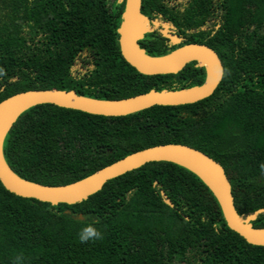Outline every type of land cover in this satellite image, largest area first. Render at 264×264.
Here are the masks:
<instances>
[{
	"label": "trees",
	"instance_id": "1",
	"mask_svg": "<svg viewBox=\"0 0 264 264\" xmlns=\"http://www.w3.org/2000/svg\"><path fill=\"white\" fill-rule=\"evenodd\" d=\"M210 1L190 0L173 12L160 0H141V13L167 14L183 40L168 45L147 32L138 41L149 55L188 42L209 46L223 69L209 96L117 116L30 106L3 139L11 170L29 181L65 184L135 150L180 143L222 166L238 214L264 207V0H217L216 31L186 32L204 22ZM122 8L117 0H0V100L43 88L115 99L203 81L204 68L193 61L165 74L128 64L117 42ZM75 62L83 71L73 73ZM89 225L103 238L82 243L78 233ZM251 225L264 227V212ZM0 264H264V245L226 226L195 174L158 160L69 204L18 196L0 184Z\"/></svg>",
	"mask_w": 264,
	"mask_h": 264
},
{
	"label": "water",
	"instance_id": "2",
	"mask_svg": "<svg viewBox=\"0 0 264 264\" xmlns=\"http://www.w3.org/2000/svg\"><path fill=\"white\" fill-rule=\"evenodd\" d=\"M123 2L120 22L116 28L118 48L123 59L142 74L175 73L186 63L204 68V79L198 85L189 87L149 89L135 95L106 99L85 96L72 89L43 88L15 92L0 100V145L16 117L26 108L40 103L81 110L105 116L125 115L152 105H177L195 102L209 96L222 76V64L209 46L188 42L161 55H149L139 46L138 41L153 30L156 21H150L141 13V0H117ZM166 24L159 30L171 44H178L181 38L171 34ZM170 55L164 62L156 59ZM13 115L10 120L6 115ZM169 161L195 174L210 190L219 206L226 226L246 242L264 245V227H253L251 221L264 207L248 214H238L231 195L230 184L222 166L202 151L180 143H160L130 152L91 173L65 184L48 185L19 177L6 163L0 147V184L9 192L22 197L57 203L78 202L99 190L107 180L137 168L150 161ZM163 202L172 206L163 190H159ZM78 218L81 215L78 214Z\"/></svg>",
	"mask_w": 264,
	"mask_h": 264
},
{
	"label": "flooded vegetation",
	"instance_id": "3",
	"mask_svg": "<svg viewBox=\"0 0 264 264\" xmlns=\"http://www.w3.org/2000/svg\"><path fill=\"white\" fill-rule=\"evenodd\" d=\"M160 2L162 6H165V8L170 11L181 12L183 8L188 5L190 0H180L176 2L172 0H160ZM221 13H222V9L220 8L217 0H211L204 22L197 28H187L186 32H194V31H197L198 29H201V30H210V34H213L220 25L219 21L221 18ZM155 18H157V20H154ZM148 19L150 21L161 22L163 23V25L166 24L167 25L166 29L169 33L175 34L181 38V41L183 40V36L180 34V31H179L180 30L179 27L170 20L171 18H169L167 14L162 15L161 13H155L153 17L148 18ZM158 22H157V25L154 26L153 30L150 32H155V33L157 32L161 37L164 38L163 40L164 43L168 45L171 44L167 37H164L160 34L159 30L163 28V25L162 26L159 25L161 28H158L157 27Z\"/></svg>",
	"mask_w": 264,
	"mask_h": 264
},
{
	"label": "clouds",
	"instance_id": "4",
	"mask_svg": "<svg viewBox=\"0 0 264 264\" xmlns=\"http://www.w3.org/2000/svg\"><path fill=\"white\" fill-rule=\"evenodd\" d=\"M2 147V145H0ZM262 168H264V165H261ZM78 238L80 242H88L92 240H99L102 239V233L98 231L95 227L89 225L87 227H84L79 233Z\"/></svg>",
	"mask_w": 264,
	"mask_h": 264
},
{
	"label": "rangeland",
	"instance_id": "5",
	"mask_svg": "<svg viewBox=\"0 0 264 264\" xmlns=\"http://www.w3.org/2000/svg\"><path fill=\"white\" fill-rule=\"evenodd\" d=\"M172 1H174V2H176V1H180V0H172ZM154 20H157V18H155ZM158 22V21H157ZM162 26L163 25V23H161V22H158V28H161L160 26ZM71 70L73 71V73H75L76 71H83V68H81L80 66H79V64H78V62H75L72 66H71Z\"/></svg>",
	"mask_w": 264,
	"mask_h": 264
},
{
	"label": "bare ground",
	"instance_id": "6",
	"mask_svg": "<svg viewBox=\"0 0 264 264\" xmlns=\"http://www.w3.org/2000/svg\"><path fill=\"white\" fill-rule=\"evenodd\" d=\"M169 58H170V55H166V56H162L161 58L156 59V61H158V62H164V61H167ZM12 116L13 115L7 114L6 115V119L7 120H10L12 118Z\"/></svg>",
	"mask_w": 264,
	"mask_h": 264
}]
</instances>
